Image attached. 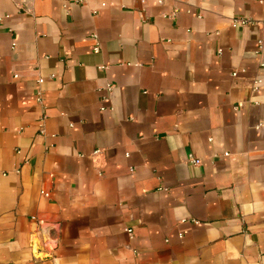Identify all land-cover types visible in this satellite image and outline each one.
<instances>
[{"label": "crops", "instance_id": "crops-1", "mask_svg": "<svg viewBox=\"0 0 264 264\" xmlns=\"http://www.w3.org/2000/svg\"><path fill=\"white\" fill-rule=\"evenodd\" d=\"M0 18V264H264V0Z\"/></svg>", "mask_w": 264, "mask_h": 264}, {"label": "built area", "instance_id": "built-area-1", "mask_svg": "<svg viewBox=\"0 0 264 264\" xmlns=\"http://www.w3.org/2000/svg\"><path fill=\"white\" fill-rule=\"evenodd\" d=\"M15 2L17 3V5H18V7L20 9H22L24 11H28V2H29V0H15ZM0 20H1V18H0ZM247 22H249V20L244 19V18H238V19L235 20L234 24L235 25H237V24H246ZM94 38L96 40V45L94 47V50H95V52H99V50H100V44H99L98 35L97 34H94ZM231 74L233 76H236L238 74V71H233ZM51 77H55V74H52ZM38 82H39V84H42L44 82V77H40L38 79ZM260 83H261V80L260 79L255 80L254 88L257 89L258 86L260 85ZM107 88L110 91V90H112L113 85L110 84V85H108ZM36 99L38 100V102H42V100H43V90L41 88L38 89L37 92H36ZM106 108H107L106 106H102L101 107L102 110H104ZM44 119H45V116H43L42 120H44ZM224 154L225 155H230L229 152H225ZM189 160L191 162L195 163V164H198L201 161L200 158H196L195 156H193V154H189ZM45 194L48 195V193H45Z\"/></svg>", "mask_w": 264, "mask_h": 264}]
</instances>
